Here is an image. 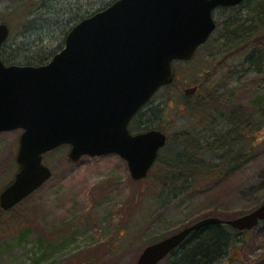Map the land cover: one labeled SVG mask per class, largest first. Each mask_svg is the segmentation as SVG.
<instances>
[{"label":"rangeland","instance_id":"1","mask_svg":"<svg viewBox=\"0 0 264 264\" xmlns=\"http://www.w3.org/2000/svg\"><path fill=\"white\" fill-rule=\"evenodd\" d=\"M114 1L0 0V23H8L11 33L2 60L25 66L51 58L65 46L73 26ZM213 13L216 20L231 14L227 7ZM212 49H201L188 62L175 61L174 82L151 100L156 109L163 107L162 122L170 123L163 125L151 110L146 114V107L143 123L160 122L157 127L167 134L191 125L194 118L183 113L184 89L203 81L204 71L213 69ZM238 74L242 102L260 98L264 106V75L249 68ZM21 134V129L0 133V192L18 171ZM69 149L62 145L44 156L53 177L40 189L9 211L0 207V264H135L144 247L206 215L237 218L264 202V143L228 176L197 183L164 201L155 188L157 171L151 169L146 178L135 181L119 155H85L71 162ZM246 232L217 264H264V223ZM159 264H170L168 257Z\"/></svg>","mask_w":264,"mask_h":264},{"label":"water","instance_id":"2","mask_svg":"<svg viewBox=\"0 0 264 264\" xmlns=\"http://www.w3.org/2000/svg\"><path fill=\"white\" fill-rule=\"evenodd\" d=\"M244 0H115L79 21L46 64L7 65L0 56V133L22 130L14 180L0 192L9 211L50 180L44 156L69 145L68 159L107 154L127 162L135 181L151 172L169 136L133 133L129 124L161 87L174 82L175 61H191L217 29L214 11ZM0 23V54L10 37ZM198 86L184 89L187 96ZM264 221V202L241 217L199 219L144 247L135 264H159L188 236L211 224L239 232Z\"/></svg>","mask_w":264,"mask_h":264},{"label":"trees","instance_id":"3","mask_svg":"<svg viewBox=\"0 0 264 264\" xmlns=\"http://www.w3.org/2000/svg\"><path fill=\"white\" fill-rule=\"evenodd\" d=\"M227 8L231 12L229 18L216 20L217 29L197 52L214 47L210 52L213 69H206L203 81L196 84L197 92L184 98L183 113L194 120L188 128L168 134L169 140L152 168L157 171L155 188L161 201L175 199L197 183L228 176L248 162L255 147L264 143L263 101L259 98L243 103V90L238 83V72L246 68L264 75V0H244ZM51 58L27 65L46 64ZM151 100L132 119L133 133L161 130L157 127L160 122H142L146 108V114L151 110L163 125L170 123L169 119L162 122L163 107L156 109ZM246 231L221 223L200 228L171 252L168 260L170 264H217Z\"/></svg>","mask_w":264,"mask_h":264},{"label":"flooded vegetation","instance_id":"4","mask_svg":"<svg viewBox=\"0 0 264 264\" xmlns=\"http://www.w3.org/2000/svg\"><path fill=\"white\" fill-rule=\"evenodd\" d=\"M130 130H131V127H130Z\"/></svg>","mask_w":264,"mask_h":264}]
</instances>
